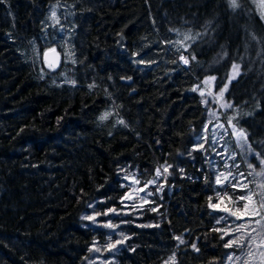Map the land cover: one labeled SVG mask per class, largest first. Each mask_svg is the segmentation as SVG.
<instances>
[{
  "label": "trees",
  "instance_id": "obj_1",
  "mask_svg": "<svg viewBox=\"0 0 264 264\" xmlns=\"http://www.w3.org/2000/svg\"><path fill=\"white\" fill-rule=\"evenodd\" d=\"M237 4L0 0V264H87L107 238L85 225L91 205H121L124 167L147 180L163 164L140 219L157 224L126 225L115 264L226 263L214 172L194 149L207 117L195 86L211 75L223 88L240 65L225 96L264 160V16L256 0Z\"/></svg>",
  "mask_w": 264,
  "mask_h": 264
},
{
  "label": "rangeland",
  "instance_id": "obj_2",
  "mask_svg": "<svg viewBox=\"0 0 264 264\" xmlns=\"http://www.w3.org/2000/svg\"><path fill=\"white\" fill-rule=\"evenodd\" d=\"M256 2H258L264 16V0H256ZM53 13H55L53 18H57V6H54ZM68 50L69 48L66 47L64 57L70 61ZM181 56L185 57L184 55ZM237 76L233 77L232 68L225 84L226 87L217 89L215 79H209L214 77L211 75L204 77L195 86L200 94L204 93L202 97L207 108V117L202 129L195 136L194 149L205 153L214 172V183L217 191L213 205H220L219 208L214 209L221 212L219 222L222 225L220 229L224 236H227V244L236 238L243 240V247L235 245L230 247L231 250L227 255L225 264H264V256L261 255L264 253V245L261 244V241H264V220L261 221L260 225L252 223L249 226L247 225V218L239 220L231 213L223 211L224 208H230L233 212L237 209L243 211V205L246 201L241 200L240 197L247 196L249 191L254 194L253 201L258 206L261 199L260 193L264 192V160L259 158L251 149L247 137L245 140L235 134L233 126L236 131L242 130L246 135L235 120L237 107L233 106L225 96L230 82ZM221 90H224L222 98L219 96ZM225 104H231L232 107H224ZM227 136L231 141L226 140ZM165 168L167 171L164 170ZM157 170L160 171V175H157ZM157 170L150 179L143 180L141 173L136 168L124 167L121 170V176L123 185L127 187V192L121 199V205L107 208L104 211L97 209L94 203L91 205L89 211L84 215L85 225L106 229L107 238L104 242L94 243L87 264H115L114 254L123 246L127 237L124 233L126 225L134 224L133 222L138 226H155L157 224L153 220H140L145 215L146 206L153 201L152 196L158 195L162 191L165 179L169 174V165L163 164ZM218 176L222 180L224 177H228V180L217 184L216 178ZM150 181H155V183H148ZM245 185L246 187H244ZM262 214H264V210H262ZM88 216H93L95 219H85ZM255 219H259V217ZM242 223L246 225L248 231L256 229L255 232H252V236L255 237L254 242H250L246 238L247 232L242 235V232L234 231ZM109 224L116 227H109ZM225 231L229 234L225 235ZM116 241H122V243L110 247Z\"/></svg>",
  "mask_w": 264,
  "mask_h": 264
},
{
  "label": "snow or ice",
  "instance_id": "obj_3",
  "mask_svg": "<svg viewBox=\"0 0 264 264\" xmlns=\"http://www.w3.org/2000/svg\"><path fill=\"white\" fill-rule=\"evenodd\" d=\"M229 4L230 7H232L233 9H235L236 7H238L239 5L237 4V0H229ZM55 16V13H53V17ZM194 59V57H193ZM181 60L183 61V63L188 64L189 60L183 56H181ZM51 66V65H50ZM239 69H240V65L238 64H234L233 65V77L237 76L239 74ZM211 79H215L214 77L209 78ZM226 87V86H225ZM223 93L224 90H221V92L219 93V96L222 98L223 97ZM204 93H201V95H203ZM224 107H232L231 104H225L223 105ZM109 113H105L103 116L100 117L101 120L107 119L108 118ZM120 123H123V121H120ZM229 123H231V121H229ZM233 130L235 131V134L246 140V135L243 133V131H236L235 127L233 126ZM165 171H167V168L164 169ZM157 175H160V171L157 170ZM228 180V177H224V180L221 179L220 176H218L216 178V183L217 184H221L224 181ZM148 183H155V181H150ZM233 187H236V185H233ZM246 187V185L244 186ZM143 191V189H141ZM253 193L251 191H249V194L247 196H243L240 197L241 200L246 201L243 205V211L237 209L235 212L232 211V209L230 208H224L223 211L225 212H229L231 213L233 216H235L237 219L239 220H245V218H247V225H251L252 223H255L257 225L261 224V221L264 220V214H262V210H264V192L260 193V203L257 206L256 203L253 201ZM213 208H219L220 205L219 204H214L212 205ZM256 217H259V219H255ZM85 219H89V220H94L95 217L93 216H88L85 217ZM109 227H116L115 225H108ZM219 231V229H218ZM234 231H240L243 233L247 232V239L250 242H254L255 241V237L252 236V232H255L256 229H251V231H248V228L246 227L245 224H241L239 225L238 228L234 229ZM229 233L227 231H225V235H228ZM176 239L180 242L183 243V240L180 239V237H176ZM122 243V241H116L115 244L110 245V247H115L117 244ZM261 244L264 245V241H261ZM233 245L237 246V247H243V240L241 238H236L231 240L226 246L227 247H232ZM193 248H195V245L192 246ZM198 250V249H197ZM91 251V249H90ZM97 251H99V249H97ZM251 255V253H250ZM262 256H264V253H261ZM229 259H231V257H229ZM170 262L171 264H175V256L170 258Z\"/></svg>",
  "mask_w": 264,
  "mask_h": 264
},
{
  "label": "water",
  "instance_id": "obj_4",
  "mask_svg": "<svg viewBox=\"0 0 264 264\" xmlns=\"http://www.w3.org/2000/svg\"><path fill=\"white\" fill-rule=\"evenodd\" d=\"M61 59V53L56 48L48 49L44 52V60L51 66L58 67Z\"/></svg>",
  "mask_w": 264,
  "mask_h": 264
}]
</instances>
